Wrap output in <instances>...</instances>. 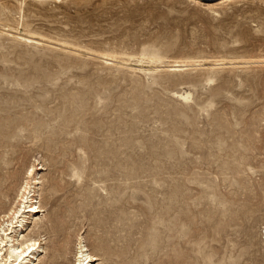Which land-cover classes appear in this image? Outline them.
Here are the masks:
<instances>
[{
    "label": "rangeland",
    "instance_id": "obj_1",
    "mask_svg": "<svg viewBox=\"0 0 264 264\" xmlns=\"http://www.w3.org/2000/svg\"><path fill=\"white\" fill-rule=\"evenodd\" d=\"M0 26L146 69L0 32V173L41 166V262L80 234L95 264H264V63L152 68L264 59V0H0Z\"/></svg>",
    "mask_w": 264,
    "mask_h": 264
},
{
    "label": "bare ground",
    "instance_id": "obj_2",
    "mask_svg": "<svg viewBox=\"0 0 264 264\" xmlns=\"http://www.w3.org/2000/svg\"><path fill=\"white\" fill-rule=\"evenodd\" d=\"M0 32L15 36L25 42L46 44L64 51L94 56L106 64H116L118 66L137 69L138 71L146 70L143 68L141 60L130 62L111 54L95 53L65 42L47 41L29 34L12 31L7 26H0ZM249 63L263 64L264 59L214 60L208 62H185V60H182L167 62L160 66H152V68L161 67L169 71H182L194 67H221L234 64L247 65ZM175 94L185 100L190 98L188 92ZM39 169H41V166L35 167L31 164L26 169V176L18 187L12 185V180L14 179L12 173H0V207L5 204V200L9 202L8 207L0 210V264H45V262H41L42 254L45 252V242L39 232L41 225H38L41 222V217L37 216L39 212H43V206L38 199L39 194L36 188L39 183V175L37 172ZM14 191L15 194L10 200L9 196ZM28 219H32L33 225L27 224L29 223L27 221ZM56 258H58L57 253H55ZM98 260L99 257L93 254L90 248L87 247L83 236L78 234L74 242L70 264H95Z\"/></svg>",
    "mask_w": 264,
    "mask_h": 264
}]
</instances>
